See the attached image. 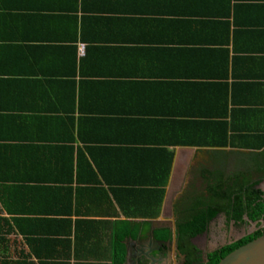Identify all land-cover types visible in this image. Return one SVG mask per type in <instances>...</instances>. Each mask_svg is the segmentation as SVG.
I'll return each instance as SVG.
<instances>
[{
  "label": "crops",
  "instance_id": "crops-1",
  "mask_svg": "<svg viewBox=\"0 0 264 264\" xmlns=\"http://www.w3.org/2000/svg\"><path fill=\"white\" fill-rule=\"evenodd\" d=\"M258 159L264 0H0V264H181L176 205Z\"/></svg>",
  "mask_w": 264,
  "mask_h": 264
},
{
  "label": "trees",
  "instance_id": "trees-1",
  "mask_svg": "<svg viewBox=\"0 0 264 264\" xmlns=\"http://www.w3.org/2000/svg\"><path fill=\"white\" fill-rule=\"evenodd\" d=\"M222 131L227 134V126L223 127ZM171 163L170 159L169 167ZM256 164L257 171L262 170L264 175V159H258ZM223 172L222 174L212 173L213 185L208 187L209 196L206 200L202 199L197 207L192 209V217L185 216L180 208V202L184 203L182 201L184 198L176 205L180 215L177 221L176 241L180 254L185 257L183 264H218L233 250L264 235V229H258L253 234L208 253L207 260L193 243V239L205 232L211 220L222 211L228 215L230 220L237 222H244L245 216L253 221L264 217V195L262 190L255 188L259 181L250 183V179L245 174L236 173L234 176H226ZM165 235L166 240L171 238L170 231H165ZM124 258V251L117 252L114 264H124Z\"/></svg>",
  "mask_w": 264,
  "mask_h": 264
},
{
  "label": "water",
  "instance_id": "water-1",
  "mask_svg": "<svg viewBox=\"0 0 264 264\" xmlns=\"http://www.w3.org/2000/svg\"><path fill=\"white\" fill-rule=\"evenodd\" d=\"M142 254L149 261V264H169L160 262V258L151 253L144 251ZM218 264H264V235L233 250L223 257Z\"/></svg>",
  "mask_w": 264,
  "mask_h": 264
},
{
  "label": "flooded vegetation",
  "instance_id": "flooded-vegetation-1",
  "mask_svg": "<svg viewBox=\"0 0 264 264\" xmlns=\"http://www.w3.org/2000/svg\"><path fill=\"white\" fill-rule=\"evenodd\" d=\"M263 195H264V193H263ZM245 217H247V216H245ZM244 217V218H245ZM247 219L250 221V222H248L247 221V224H246V226L245 227H243V225L246 223L245 221L244 222H237V221H235V220H233V221H235V223H236V227H235V234L232 236V237H230V238H227V239H224L225 240V242L223 243V240L222 241H220L219 242V246H218V248L217 249H219V248H222L223 246H225V245H227V244H230V243H233V242H235V241H237V240H240V239H242V238H244V237H246V236H248V235H250V234H253V233H255L258 229H264V217L263 218H261V219H258V220H250L248 217H247ZM252 223V224H251ZM253 224H255V226L253 227ZM241 227V228H240ZM217 249H215V250H217ZM215 250H211V248L210 247H208L207 248V252L206 253H202L203 254V257H204V259L205 260H207L206 259V255L208 254V253H210V252H212V251H215ZM202 252V251H201ZM181 255V254H180ZM181 264H183V262L181 263Z\"/></svg>",
  "mask_w": 264,
  "mask_h": 264
},
{
  "label": "built area",
  "instance_id": "built-area-1",
  "mask_svg": "<svg viewBox=\"0 0 264 264\" xmlns=\"http://www.w3.org/2000/svg\"><path fill=\"white\" fill-rule=\"evenodd\" d=\"M83 52V48H81V53Z\"/></svg>",
  "mask_w": 264,
  "mask_h": 264
},
{
  "label": "rangeland",
  "instance_id": "rangeland-1",
  "mask_svg": "<svg viewBox=\"0 0 264 264\" xmlns=\"http://www.w3.org/2000/svg\"><path fill=\"white\" fill-rule=\"evenodd\" d=\"M243 226H246V224H244ZM241 228V227H240Z\"/></svg>",
  "mask_w": 264,
  "mask_h": 264
}]
</instances>
